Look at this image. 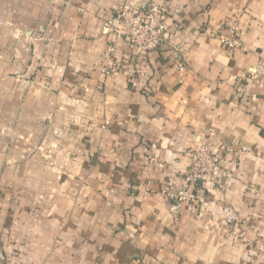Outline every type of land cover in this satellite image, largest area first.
I'll return each instance as SVG.
<instances>
[{"label":"crops","instance_id":"0c3cea01","mask_svg":"<svg viewBox=\"0 0 264 264\" xmlns=\"http://www.w3.org/2000/svg\"><path fill=\"white\" fill-rule=\"evenodd\" d=\"M152 5L158 50L103 32ZM261 62L264 0H0V264H264Z\"/></svg>","mask_w":264,"mask_h":264},{"label":"built area","instance_id":"2783aa9c","mask_svg":"<svg viewBox=\"0 0 264 264\" xmlns=\"http://www.w3.org/2000/svg\"><path fill=\"white\" fill-rule=\"evenodd\" d=\"M166 14V8L157 5H152L145 11H132L125 7L118 14V26L114 27L112 22L106 23L103 32L111 35L115 41H127L139 53H150L158 50L168 40L164 22ZM176 56L177 69L182 74L186 67L183 60L179 59V53ZM118 69L119 66L112 64L107 73L116 72ZM248 79L264 82V62L249 71ZM189 157L191 167L188 175L182 180V189L180 191L166 190L163 193L166 198L174 202L172 207L174 211L185 201L196 204L201 187L208 180H217L225 174L219 157L207 147L190 152ZM224 213L225 221L229 226L239 224L238 217L232 208L225 207Z\"/></svg>","mask_w":264,"mask_h":264}]
</instances>
